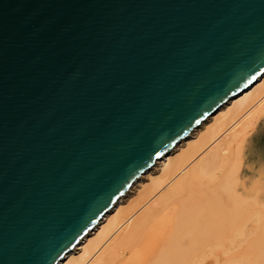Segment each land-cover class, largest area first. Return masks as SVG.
<instances>
[{
  "label": "water",
  "instance_id": "95a60500",
  "mask_svg": "<svg viewBox=\"0 0 264 264\" xmlns=\"http://www.w3.org/2000/svg\"><path fill=\"white\" fill-rule=\"evenodd\" d=\"M264 72V0H0V264H57Z\"/></svg>",
  "mask_w": 264,
  "mask_h": 264
},
{
  "label": "bare ground",
  "instance_id": "6f19581e",
  "mask_svg": "<svg viewBox=\"0 0 264 264\" xmlns=\"http://www.w3.org/2000/svg\"><path fill=\"white\" fill-rule=\"evenodd\" d=\"M57 264H264V72L159 157Z\"/></svg>",
  "mask_w": 264,
  "mask_h": 264
},
{
  "label": "rangeland",
  "instance_id": "374dc122",
  "mask_svg": "<svg viewBox=\"0 0 264 264\" xmlns=\"http://www.w3.org/2000/svg\"><path fill=\"white\" fill-rule=\"evenodd\" d=\"M158 170V168H156V169H154L153 170V175H155V176H157L158 175V173H156V171ZM155 172V173H154ZM134 192V191H133ZM132 192V193H133ZM136 198V194H134L131 198H130V201L131 200H134ZM257 228V226H252L250 229H251V232H255V229ZM255 236V234L253 233L252 235H251V238H253Z\"/></svg>",
  "mask_w": 264,
  "mask_h": 264
}]
</instances>
